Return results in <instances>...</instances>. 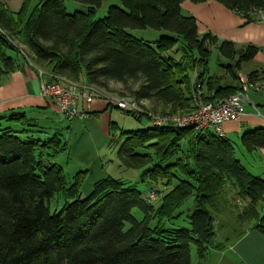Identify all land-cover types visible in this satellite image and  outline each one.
<instances>
[{"label":"trees","instance_id":"16d2710c","mask_svg":"<svg viewBox=\"0 0 264 264\" xmlns=\"http://www.w3.org/2000/svg\"><path fill=\"white\" fill-rule=\"evenodd\" d=\"M73 1L87 5V12L68 14L65 0H44L28 17L26 4L13 13L0 0V80L17 69V60L8 55L13 50L20 56L9 42L17 40L35 64L50 66L56 77L74 84L84 77L87 85L105 91L117 83L137 101H149L155 112L185 113L191 110L194 83L204 87L212 49L231 56L226 44L200 36L195 20L182 15L186 0H121L122 7H110L102 20L94 12L100 0ZM215 1L248 23L256 22V11H264V0ZM127 29L172 36L151 46ZM178 38L185 46L182 59L165 58ZM254 54L247 49L237 65ZM191 69L198 71L192 84ZM129 84L138 89H126ZM45 134L23 114L0 118V264H193L192 249L203 262L215 238V219L234 199L245 203L237 221H255L264 237V215L258 211L264 179L240 165L225 138L172 128L128 133L116 153L121 167L145 170L155 182L177 181L155 208L136 189L111 177L96 182L83 197L85 174L69 181L56 162L67 143L60 135ZM240 143L248 152L264 149V128L244 133ZM227 186L234 196H226ZM191 197L188 226H177L183 218L180 208ZM56 198L62 203L51 212ZM134 209L142 213L141 220L134 218Z\"/></svg>","mask_w":264,"mask_h":264},{"label":"crops","instance_id":"0c3cea01","mask_svg":"<svg viewBox=\"0 0 264 264\" xmlns=\"http://www.w3.org/2000/svg\"><path fill=\"white\" fill-rule=\"evenodd\" d=\"M2 1L10 8V4H16V1L20 2L21 0ZM180 7L184 17H192L195 20L200 36L209 34L216 39L219 46L226 44L231 53V56L227 57L218 49H212L203 77V92L206 97H226L237 93L239 91L238 77L240 76L257 79L264 83L263 68L258 70L246 67L254 61L262 62L264 66V11L261 21L248 23L244 17L215 0H204L197 4L186 0L181 3ZM13 10V13H16L19 9L14 8ZM247 49L255 50V55L252 60L245 61L238 66L237 61L240 55L244 54ZM213 58L215 65L211 67L210 62ZM16 60L17 69L0 80V118L23 114L31 126L47 135L62 136L61 131L67 130L68 138L60 137L67 143V150L56 159V162L63 168V171H67L69 176L66 174V177L69 181L80 172L89 179L91 176L90 163L85 159H78L79 157L76 155L78 147L83 141V136L89 134L91 130L109 141L113 128H117L116 108L113 102L107 97H97L91 104L85 105L79 98L77 110L84 113V116L68 122L51 101L42 98L39 94L41 83L57 79L51 72L52 68L37 65L35 62V67H31L28 61L21 56H17ZM197 72L196 70L192 74L191 84L195 80L194 77L198 75ZM83 84H85L84 77L79 83L70 85V87L78 91ZM218 89L221 90L217 93ZM256 110L259 114H256ZM260 128H264V94L257 95L255 93L248 96L245 103V115L238 122H229L223 125L225 139L229 142L231 137H241L246 132ZM71 134L75 136V139ZM80 135L82 139L74 149V142ZM70 142H72L71 147L69 146ZM249 153L252 155V163L250 169L246 170L252 176L264 179V149ZM70 162L76 164L71 166ZM96 166L98 167L97 162ZM96 174L98 180L92 184V187L96 182L111 177L110 171L103 163ZM86 181L84 180L83 187ZM226 196L230 197L227 190ZM190 199L186 203L189 202V207L192 208L193 201ZM157 204L155 208L160 206V202ZM243 205L245 203L242 202ZM259 215L263 216L264 210L261 214L259 212ZM181 220L176 221L175 224L187 228V223L182 224ZM255 224V221L239 223L236 213L228 207L225 208L215 219V238L208 249L206 259L200 262L194 249L193 264H264V237L254 228Z\"/></svg>","mask_w":264,"mask_h":264},{"label":"rangeland","instance_id":"374dc122","mask_svg":"<svg viewBox=\"0 0 264 264\" xmlns=\"http://www.w3.org/2000/svg\"><path fill=\"white\" fill-rule=\"evenodd\" d=\"M42 1H44V0H25V2H24V0H21L20 2L16 1V4H10L11 6H10V8L8 6V8L11 12H13L14 8H16L17 10L18 9L20 10L21 5L26 4V6H27L26 14L29 17V15H31L34 12L36 7H38ZM64 7H65V10L68 14H73L74 12H87V10L89 8L87 5H84L82 3H79V2H76L73 0H65ZM110 7H122L121 0H100V6L95 8V10H94L95 19L96 20H98V19L102 20V19L106 18L108 9ZM127 32L129 34L137 37L138 39L143 40L145 43L150 44L151 46H155L158 42H160L162 37H166V35H171L167 32H162V31L158 32V31H153L150 29H146V30H130V29H127ZM202 35H204V34H202ZM18 44L22 45L21 42H18ZM176 45L177 46L174 47L172 50H168L167 52H165V54H164L165 58H170V59H173L174 61H179L180 59H182V57L184 55V51H185L184 50L185 46H184L182 40L179 38L176 41ZM8 55L12 59H16L18 56L16 54V52L13 50H9ZM210 63H211V67H214V65H215L214 58L212 59V61ZM246 67L250 68V69L256 68L258 70L261 68L264 69L263 63L259 62V61L251 62L248 65H246ZM191 71H193V69H191L189 71L190 77L192 74ZM263 85H264V83H263ZM138 86H139L138 84H136V85L135 84H129L125 88L126 89H132L133 91H136L138 89ZM102 90H106V89H102ZM108 90L109 91H107V92H109V94L119 93V91L122 90V86L120 84H117V83H109ZM104 92L106 93V91H104ZM123 93H124V95H130L129 93L127 94L126 91H123ZM263 94L264 93H262V95ZM115 112H116L115 113V116H116L115 121H116V125H117V128H116L117 130L112 132L109 141H108V139L107 140L103 139V137L99 136L98 133L91 130L89 132V134H86L83 136V141L80 142V140L82 139V136L80 135L78 137V139L74 142V146H73L74 149H75V147H77V144L80 142L79 147H78V153L76 154L79 157L78 159H81V160L85 159L86 161H88L90 163V166H91L90 167L91 176H89V179L86 178V175H85V181H86V179H87V181L85 182V186L84 187L82 186V190H81L82 196L86 197L91 191L92 184L98 180V178H97L98 176H97L96 172H97V170L101 169V163H103L108 168V170L110 171L111 177H113L114 179H120L125 183V185L127 187H132V188L136 189L138 192L141 193L143 198H144V196H145V198L147 197L148 189L152 188V187H155V189H157L159 192H161V194H163V196L167 195L169 192L172 191V189L176 185V183H177L176 180H173L171 182V184H169V185L167 184L166 180H158L157 182H155L154 180L150 179L149 177H146L145 170H142V169L141 170L126 169V168H123L120 166L119 161L117 159V155H116L119 145L124 142V140L126 139V135L128 133L144 130L148 127V124H147L146 119H142L139 122L132 117L120 114V112L117 109ZM61 133H62V136H61L62 139L68 138V134H66L67 130H62ZM46 136H48V135H45L44 137H46ZM73 139H75V136H73ZM229 139H230V143L234 147L235 158L239 161L240 165L245 170L250 169V167H251L250 165L252 163V155L240 143V136H238V137L234 136V137H231ZM71 143L72 142H70V145H69L70 147H71ZM92 144H94V145H92ZM185 149H186V144L184 142H182L181 143V150H185ZM142 153H145V152H142ZM180 156H182V155H180ZM96 158H97V160L95 161ZM96 162L98 164V167L96 166ZM93 163H94V165L92 166ZM70 164H72L71 166H73L76 163L74 162V164H73V162H70ZM64 173L66 175L67 171L64 170ZM174 174L176 175L177 173L174 172ZM67 176H69V175L67 174ZM176 177H177V179H180V180L182 179L180 176H176ZM68 178L70 179V177H68ZM225 190H227V192L230 196H233L235 193L230 186H227ZM159 199L157 201L152 202L151 205H153L154 207L157 206L158 205L157 203H159L161 201ZM190 200H193V197H191ZM61 203H62V201L60 200V198H56L50 205V211L54 212L55 209L59 208V205ZM189 204H190L189 202L185 203L180 208V213L183 215L182 224L186 223V214L189 213L188 209H191L189 207ZM263 205H264L263 202L260 203V205H259L258 211L260 212V214L264 210ZM241 207H242V202L239 201L238 199H234L233 202L230 203V206H228V208L232 209L236 213V216H237V213L239 212L238 210ZM225 208H227V207H225ZM132 213H133L134 218H136L138 220H141L143 217L142 213L138 209H134L132 211ZM194 251L195 250L192 249L191 254L193 256H194Z\"/></svg>","mask_w":264,"mask_h":264},{"label":"built area","instance_id":"2783aa9c","mask_svg":"<svg viewBox=\"0 0 264 264\" xmlns=\"http://www.w3.org/2000/svg\"><path fill=\"white\" fill-rule=\"evenodd\" d=\"M262 12L256 11L252 15L256 22L261 21ZM9 42L31 67H35L34 57L32 58L23 44H18L17 40H9ZM38 72L41 74L39 70ZM73 84L64 78L57 77L51 82L41 83L39 88L40 96L51 101L69 122L84 116V113L77 110L79 98L85 105H89L97 97H107L120 114L132 117L139 122L146 119L149 128L191 130L195 135L209 132L219 139L225 138L223 131L225 123L238 122L245 115V103L249 94L262 95L264 93V85L261 81L240 76L238 77L239 91L237 93L226 97H213L208 100L205 98L202 85L195 82L191 92V110L185 113H170L168 111L159 113L153 111L149 101H137L129 95H124L123 89L119 93L109 94L95 85L85 83L76 91L70 87ZM256 114H259L257 110ZM161 195V192L152 187L147 192L146 202L151 204L157 201Z\"/></svg>","mask_w":264,"mask_h":264}]
</instances>
